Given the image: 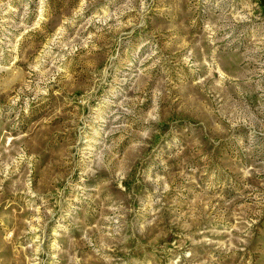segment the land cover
Listing matches in <instances>:
<instances>
[{
  "label": "rangeland",
  "instance_id": "1",
  "mask_svg": "<svg viewBox=\"0 0 264 264\" xmlns=\"http://www.w3.org/2000/svg\"><path fill=\"white\" fill-rule=\"evenodd\" d=\"M0 264H264V0H0Z\"/></svg>",
  "mask_w": 264,
  "mask_h": 264
}]
</instances>
